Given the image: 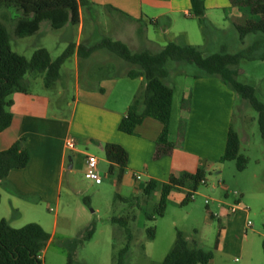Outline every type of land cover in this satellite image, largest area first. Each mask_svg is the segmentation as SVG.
Listing matches in <instances>:
<instances>
[{
	"label": "crops",
	"instance_id": "0c3cea01",
	"mask_svg": "<svg viewBox=\"0 0 264 264\" xmlns=\"http://www.w3.org/2000/svg\"><path fill=\"white\" fill-rule=\"evenodd\" d=\"M86 1L88 5L80 8L79 25L68 24L61 29L66 31V39L70 38L65 45L67 47L70 44L93 47L104 38H111L125 43L136 53L145 50L157 53L166 45L156 47V42L149 35L150 26H161L164 34L174 35L175 43L189 45L180 43L178 38L188 34L186 22L198 21L191 16L190 0ZM230 6V0H206V20L212 16L240 19L242 14ZM98 11L116 16L113 26L106 22L105 30L101 29ZM86 15L93 22L92 26L87 27ZM45 23L47 21L41 27ZM110 33L112 35H108ZM74 34L76 39L72 38ZM196 46L210 55L205 51L206 45ZM116 59L106 50H98L88 57H81L77 50L70 58L75 66L73 97L70 99L65 74H61L50 88L46 87L44 73H31L30 78L24 77L26 91L12 96L13 120L11 126L0 133V152L24 138L30 162L24 169L11 171L6 182L0 183V220H7L16 229L29 223L46 222L45 209L51 204L61 206L66 176L70 181L69 192H74L76 171L86 172L88 156L97 157L96 153L105 155L106 144L119 145L128 153L127 167L119 186L129 189V197H143L146 184L152 180L169 183L171 178L194 175L200 169L206 175L213 165L222 162L228 133L233 128V104L237 100L233 90L220 78L204 75L189 64L179 63V67L193 69L183 77L186 93L180 111V126L173 130L170 124V142L174 145L172 153L156 159L157 141L163 130L159 121L145 119L133 135L119 130L127 110L145 86V79L130 78V71L139 70ZM172 73L169 71L168 78ZM30 86L33 90L29 89ZM52 93L55 94L54 100ZM67 139L74 140L73 150L66 148ZM97 158L98 168L101 160L104 166H110L106 157ZM115 167L118 175V166ZM192 187L193 183L187 182L185 187L172 191L169 203L172 200L183 203L193 192ZM218 203L219 213H212L218 215L222 224L223 218L228 217L230 226L239 223L242 213L247 215L245 209H240L231 217L228 214L230 206L225 202ZM30 218L35 221H29Z\"/></svg>",
	"mask_w": 264,
	"mask_h": 264
},
{
	"label": "rangeland",
	"instance_id": "374dc122",
	"mask_svg": "<svg viewBox=\"0 0 264 264\" xmlns=\"http://www.w3.org/2000/svg\"><path fill=\"white\" fill-rule=\"evenodd\" d=\"M98 14V26L101 29L105 30L106 22L113 26L116 16L105 11H98ZM17 15L15 9H0V20L5 21L7 25L14 52L31 59L37 49L46 48L56 60L67 49L65 45L70 38L66 39V31L54 30L48 22L33 36L25 38L15 36ZM248 17L253 18L251 15ZM237 23H241L237 17L226 20L225 16L224 18L212 16L209 18V28L205 33L198 21H189L185 23L188 34L178 39L180 43L192 46L206 45L207 49L204 50L207 54L222 52L236 54L248 49L256 40L255 35H250L241 42L235 28ZM86 25L87 27L93 25L88 15ZM149 28V35L156 42V47L165 46L169 41H176L174 35L164 34L161 26ZM76 37L74 34L72 38ZM115 58L126 65L125 61L116 56ZM127 64L132 69L139 70L137 66ZM178 64L168 62L167 69L173 73L165 80L166 84L175 90L171 120L173 130L180 126V111L186 93L184 73L193 70L187 66L179 67ZM189 65L197 68L195 65ZM61 74L68 78L67 95L70 99L73 97L75 78L72 60L69 59L63 65ZM30 76L32 74L28 73L26 78ZM237 80L254 87L257 98L264 103V60H242L238 65ZM29 89L33 90V86ZM236 96L232 127L241 139L240 155L247 160L243 171L238 170L236 161H222L213 165L206 174L207 183L202 184L195 192L194 200L185 206L181 201L172 200L165 215L155 216L153 220L148 219L147 215L153 214L158 207V192L154 193L151 199L144 196L138 198L140 204L135 202L136 205L130 206L118 200L117 194L129 197L131 192L122 185L117 187L114 181L116 176L108 174L110 166H104L102 160L98 168L102 184L90 180L85 170L76 171L73 177L74 192H69L70 181L66 176L61 206L51 204L44 211L47 221L39 224L51 235L43 254L44 264H67L69 254H72L79 264H114L115 254L126 244V234L123 229L112 223L113 216L135 218L134 221H130L134 238L126 264H163L165 257L175 245L179 231L183 233L190 246L197 245L213 253L211 264H264V139L260 132L258 113L247 101ZM52 99H55L54 93ZM96 156L105 159L104 154L96 153ZM86 198L89 199V204L85 202ZM206 200L209 201V205ZM218 201L247 209V215L242 213L239 215V223L230 226L227 223L228 217L223 218L222 224L219 222L220 218L212 216L213 213H219ZM29 221L35 220L30 218ZM248 222L252 227L247 229ZM151 228L156 231L153 240L148 237V230Z\"/></svg>",
	"mask_w": 264,
	"mask_h": 264
},
{
	"label": "trees",
	"instance_id": "16d2710c",
	"mask_svg": "<svg viewBox=\"0 0 264 264\" xmlns=\"http://www.w3.org/2000/svg\"><path fill=\"white\" fill-rule=\"evenodd\" d=\"M191 16L203 26L205 33L209 28L206 20V0H190ZM88 5V1L78 0H0V9H15L18 13L15 20L14 34L19 38L33 36L40 31L43 22H49L54 30H61L68 24L77 26L80 23V8ZM230 9H237L242 17L241 23L235 24L239 39L244 42L250 35L256 40L252 45L239 53L227 52L206 55L197 46L168 43L161 51L133 52L128 45L111 38H104L93 47L70 44L56 59L52 60L46 48L37 49L31 59H28L11 48L10 34L5 21L0 20V133L8 129L13 120L11 107L12 96L17 92H25L23 79L28 73H44L46 87H52L61 77L63 65L78 50L81 57H88L98 50H106L139 71L132 70L128 76L132 79L144 77L145 86L136 95L127 110L126 116L120 123L122 133L133 135L145 119L152 118L163 125L162 133L157 141L156 159L172 153L174 145L170 142V124L172 120L175 90L167 85L165 80L169 76L167 64L170 61L195 65L204 75L218 77L239 97L247 101L258 113V123L261 136L264 139V103L256 95L254 87L237 80L238 65L242 60H264V0H230ZM248 15L253 16L249 18ZM239 134L231 128L225 154L222 161H236L239 171L246 168L247 160L240 155ZM105 157L110 163V176L116 172L118 166L117 187L121 182L124 169L128 163L127 151L116 144H106ZM30 162V152L26 146V139H20L9 149L0 152V183L6 182L13 170L24 169ZM205 171L200 169L194 175L186 174L183 178H171L169 183L150 181L144 188V197L153 198L154 193L160 192L158 207L147 218L153 220L155 216L163 217L169 205L172 191L183 188L187 182L193 183V192L199 190L205 180ZM192 193H189L182 203L189 204ZM1 199V194H0ZM117 199L129 204H140L136 197H123L117 194ZM85 202L89 204V199ZM135 204V205H136ZM134 205V206H135ZM135 218L113 216L111 221L124 230L126 244L114 256V264H126L131 251L133 233L130 221ZM149 239L156 237L154 228L148 230ZM51 239V235L39 224L29 223L22 228H13L7 220H0V264H44L43 254ZM116 248V245H115ZM213 253L203 248L190 246L182 232L177 233L175 245L165 257L163 264H211ZM67 264H79L72 254L68 255Z\"/></svg>",
	"mask_w": 264,
	"mask_h": 264
},
{
	"label": "built area",
	"instance_id": "2783aa9c",
	"mask_svg": "<svg viewBox=\"0 0 264 264\" xmlns=\"http://www.w3.org/2000/svg\"><path fill=\"white\" fill-rule=\"evenodd\" d=\"M66 148L73 150L75 147V142L73 139H67L66 140ZM86 176L96 182L97 184H101L102 183V176L100 175V172L98 170V158L95 156H88L87 160H86ZM138 179H140V176H138ZM202 184H206L205 180L202 181ZM191 199L194 200L195 199V192H191ZM207 205H209V201L206 200ZM241 208L239 206H230L229 210H228V214L229 215H234L236 214ZM247 209H245L246 211ZM213 217H218L217 214H213ZM252 225L250 222L246 223V228H251Z\"/></svg>",
	"mask_w": 264,
	"mask_h": 264
},
{
	"label": "water",
	"instance_id": "95a60500",
	"mask_svg": "<svg viewBox=\"0 0 264 264\" xmlns=\"http://www.w3.org/2000/svg\"><path fill=\"white\" fill-rule=\"evenodd\" d=\"M71 168H72V165H71Z\"/></svg>",
	"mask_w": 264,
	"mask_h": 264
}]
</instances>
